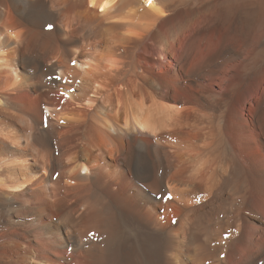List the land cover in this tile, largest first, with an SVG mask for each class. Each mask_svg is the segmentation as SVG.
Masks as SVG:
<instances>
[{
	"label": "bare ground",
	"instance_id": "1",
	"mask_svg": "<svg viewBox=\"0 0 264 264\" xmlns=\"http://www.w3.org/2000/svg\"><path fill=\"white\" fill-rule=\"evenodd\" d=\"M0 264H264V0H0Z\"/></svg>",
	"mask_w": 264,
	"mask_h": 264
},
{
	"label": "snow or ice",
	"instance_id": "2",
	"mask_svg": "<svg viewBox=\"0 0 264 264\" xmlns=\"http://www.w3.org/2000/svg\"><path fill=\"white\" fill-rule=\"evenodd\" d=\"M148 3H152V0H148ZM48 27H49V29L52 27V25H48ZM57 79H59L58 77H57ZM172 197H171V195H169V196H167L166 197V199H171Z\"/></svg>",
	"mask_w": 264,
	"mask_h": 264
}]
</instances>
